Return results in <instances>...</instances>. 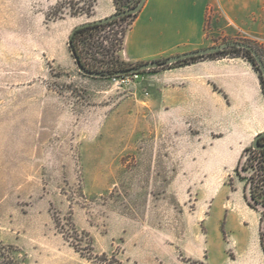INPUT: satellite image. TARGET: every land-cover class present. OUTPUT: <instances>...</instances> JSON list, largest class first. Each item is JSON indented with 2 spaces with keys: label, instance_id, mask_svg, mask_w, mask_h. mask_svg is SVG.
I'll list each match as a JSON object with an SVG mask.
<instances>
[{
  "label": "rangeland",
  "instance_id": "obj_1",
  "mask_svg": "<svg viewBox=\"0 0 264 264\" xmlns=\"http://www.w3.org/2000/svg\"><path fill=\"white\" fill-rule=\"evenodd\" d=\"M96 2L0 0V242L13 246L19 264L259 258L254 229H242L246 217L229 198L233 180L244 179L264 241V157L244 151L239 175L210 157L214 141L228 133L209 120L204 101L219 102L194 94L187 64L133 80L82 74L67 40L74 26L100 18ZM215 8L207 12L203 47L239 41L264 59V35L225 33L221 15L212 19ZM132 20L95 34L104 66L113 56L112 28L126 32ZM118 56L135 63L122 49ZM256 181L257 202L249 193Z\"/></svg>",
  "mask_w": 264,
  "mask_h": 264
},
{
  "label": "crops",
  "instance_id": "obj_2",
  "mask_svg": "<svg viewBox=\"0 0 264 264\" xmlns=\"http://www.w3.org/2000/svg\"><path fill=\"white\" fill-rule=\"evenodd\" d=\"M212 6L217 8L212 19L217 22L216 17L221 15L225 33L239 30L250 36L264 35V0H145L125 32L122 51L130 61L142 62L206 46L205 21ZM95 9L100 18L115 11L111 0H97ZM187 66L191 67L194 94L214 96L219 102L216 107L204 101L209 120L220 132L228 133L214 141L210 157L230 173L244 149L264 131V94L259 72L242 57L206 58ZM233 181L231 205L236 204L246 217L242 229L252 227L260 247V213L245 200L244 179L237 177ZM234 221V215L229 216L227 225H234ZM262 258L261 250L260 257L249 264H257Z\"/></svg>",
  "mask_w": 264,
  "mask_h": 264
},
{
  "label": "trees",
  "instance_id": "obj_3",
  "mask_svg": "<svg viewBox=\"0 0 264 264\" xmlns=\"http://www.w3.org/2000/svg\"><path fill=\"white\" fill-rule=\"evenodd\" d=\"M112 1L115 5L116 12H119L121 10H124L125 8L127 9L129 7L134 6L135 4H137V2L139 0H133V2L121 3V4L118 3V0H112ZM92 2L95 3L96 0H92ZM88 14H90V12H88ZM136 14L126 15V16H123L121 18L114 19L112 21H109V22H106L103 24H97V23L87 24L85 26H82V27H79L78 29H76L73 36H72V44L75 48L76 54L79 57L81 64L84 67L91 69V70H111V71H114L117 69L128 68V67H131L133 65L138 64L139 62L126 63V62L119 60L118 52L123 48V39L125 36V30L118 31V30H114L112 28V30L114 32V36H115L114 43L112 44L113 56H112V60L110 62H108V64H106V66L103 65V63H105V62L103 60L97 58V56H96V54L100 53V51H101L100 48L102 46V42H100V43L97 42V44H94V41H92L97 32L102 31L106 27H109V26L117 23L120 20H125L128 17L133 18L134 16H136ZM89 41H92V43H89ZM252 47L255 48L257 50V52L260 54V56L262 57L260 51L256 47H254V46H252ZM224 53H226V54L232 53L233 54L232 57L242 56V57L246 58L247 60H249L253 64L255 69L259 72L261 87L264 91V80H263V77L261 75V72L259 71L257 64L254 61V58L251 55V52L247 49L238 48L235 46H230V47L224 48L223 50H220V51H218L216 53H212V54L186 58L184 60H180V61H177L173 64H170V65H167L164 67H159V68H171V67H176L179 65L190 64L191 62H194L196 60H201V59H206V58H216L219 55H222ZM163 58H165V57H163ZM262 59H263V57H262ZM263 61H264V59H263ZM155 69H157V68L140 71L137 74H142L146 71H151V70H155ZM128 76H130V75H126L123 77H128ZM259 141H260V143L264 144V135L260 136ZM247 150H253L256 153H258L260 156L264 157V148L263 149H253L252 147H246L244 149V151H247ZM241 157H242V155H241ZM240 163H241V158H239L237 165L234 168L235 173L238 175H239L238 167H239ZM256 182L257 183L254 182L253 185L251 184L249 186L250 197L255 202L258 201V197L261 195V192L257 193V189L259 187V184H258L259 181H256ZM244 188H246V184L244 185ZM248 205L255 208L251 202H248ZM259 242H260V246L262 248V251L264 253V241L262 239V233L261 232H259ZM13 250H14V248L12 245L3 244L0 242V264H19L13 256Z\"/></svg>",
  "mask_w": 264,
  "mask_h": 264
},
{
  "label": "water",
  "instance_id": "obj_4",
  "mask_svg": "<svg viewBox=\"0 0 264 264\" xmlns=\"http://www.w3.org/2000/svg\"><path fill=\"white\" fill-rule=\"evenodd\" d=\"M144 2H145V0H139L137 2V4H135L132 7L121 10L119 12H114V13H112L108 16H105L103 18L82 22V23L77 24L76 26H74L72 28V30L70 31V34L68 36L67 44H68L70 52L74 58V61L78 67V70L82 74L87 75V76H91V77H123L126 75L138 73V72L144 71V70H150L153 68L164 67V66L173 64L177 61L184 60L186 58L216 53L220 50H223L224 48H227L230 46H235L238 48L247 49L251 52V55L254 58V61L257 64L259 71L261 72V75H262L263 80H264V61H263L262 57L257 52V50L255 48H253L250 44L244 43V42H239V41H227V42H223L221 44L214 45V46L198 48V49L190 50L187 52H183V53H179V54H175V55H170V56H167L165 58L142 61V62H139L138 64L133 65L131 67L124 68V69H117L114 71H111V70H91V69L84 67L81 64L79 57L76 54L75 48L72 44V36H73L75 30L78 29L79 27L85 26L87 24H93V23L103 24V23L112 21L114 19L121 18V17L126 16V15L136 14L137 12L140 11ZM262 135H264V131L258 133L253 138L252 143H251L253 149H263L264 148V144L260 143V141H259V138Z\"/></svg>",
  "mask_w": 264,
  "mask_h": 264
},
{
  "label": "built area",
  "instance_id": "obj_5",
  "mask_svg": "<svg viewBox=\"0 0 264 264\" xmlns=\"http://www.w3.org/2000/svg\"><path fill=\"white\" fill-rule=\"evenodd\" d=\"M138 75L139 74H137V73H134V74H130V76H128V77H126V78H129V79H131V80H133V79H135L136 77H138ZM261 174H260V182H264V170H261ZM255 183H257V182H255ZM259 183V182H258Z\"/></svg>",
  "mask_w": 264,
  "mask_h": 264
}]
</instances>
